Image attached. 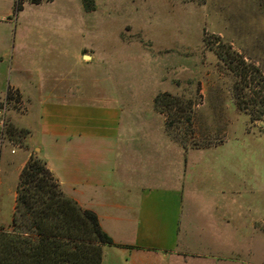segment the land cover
<instances>
[{
	"label": "crops",
	"instance_id": "obj_1",
	"mask_svg": "<svg viewBox=\"0 0 264 264\" xmlns=\"http://www.w3.org/2000/svg\"><path fill=\"white\" fill-rule=\"evenodd\" d=\"M17 2L0 0V111L8 88L39 104L32 125L20 119L27 108L10 114L29 135L22 155L4 163L15 176L10 188L0 179L11 199L0 205V227L12 221L18 177L33 150L113 240L101 264H264V213L249 208L244 216L234 199L223 205L216 181L223 167L236 175V164L191 158L206 145L169 136L153 109L137 115L125 113L123 102L82 98L78 55H87L78 48L77 0H22L20 9ZM7 145L0 127V161Z\"/></svg>",
	"mask_w": 264,
	"mask_h": 264
},
{
	"label": "rangeland",
	"instance_id": "obj_2",
	"mask_svg": "<svg viewBox=\"0 0 264 264\" xmlns=\"http://www.w3.org/2000/svg\"><path fill=\"white\" fill-rule=\"evenodd\" d=\"M77 16L78 48L85 46L82 53L87 55H78L77 72L85 78L79 85L82 98L123 102L125 113L137 115L155 110L169 136L189 147L206 145L191 158L236 164V175L223 167L216 179L228 197H223V205L234 199L232 206L244 216L249 208L264 213L260 0H77ZM243 70L248 77L239 85ZM236 92L243 97L244 109L236 102ZM38 104L27 99L5 102L3 129L14 132L4 134L8 145L1 150L0 179L7 188L14 184L15 173L4 163L22 155L19 148L28 145L29 135L28 129L11 122L10 114H23L27 108L20 119L32 125ZM137 120L143 124L146 119ZM2 189L0 184V205L10 207L9 193ZM7 214L10 217L9 208Z\"/></svg>",
	"mask_w": 264,
	"mask_h": 264
},
{
	"label": "trees",
	"instance_id": "obj_3",
	"mask_svg": "<svg viewBox=\"0 0 264 264\" xmlns=\"http://www.w3.org/2000/svg\"><path fill=\"white\" fill-rule=\"evenodd\" d=\"M260 2L264 9V0ZM21 4L18 0L17 9ZM239 62L244 65L243 59ZM239 74L238 84L242 85L248 71ZM235 98L244 109L242 95L236 92ZM18 99V91L8 88L6 103ZM3 133L14 132L7 128ZM16 193L12 221L0 227V264H101L103 247L115 245L101 228L97 215L63 193L37 153L30 154L20 171Z\"/></svg>",
	"mask_w": 264,
	"mask_h": 264
},
{
	"label": "built area",
	"instance_id": "obj_4",
	"mask_svg": "<svg viewBox=\"0 0 264 264\" xmlns=\"http://www.w3.org/2000/svg\"><path fill=\"white\" fill-rule=\"evenodd\" d=\"M2 114H3V113L0 111V127H1V128H3V126H4V122H5L4 117H3Z\"/></svg>",
	"mask_w": 264,
	"mask_h": 264
},
{
	"label": "water",
	"instance_id": "obj_5",
	"mask_svg": "<svg viewBox=\"0 0 264 264\" xmlns=\"http://www.w3.org/2000/svg\"><path fill=\"white\" fill-rule=\"evenodd\" d=\"M87 57V56H86ZM264 124V123H263Z\"/></svg>",
	"mask_w": 264,
	"mask_h": 264
}]
</instances>
